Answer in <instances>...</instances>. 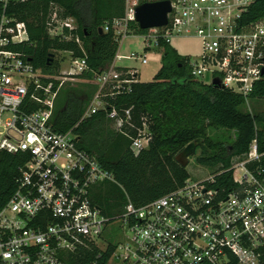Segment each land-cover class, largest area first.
Returning <instances> with one entry per match:
<instances>
[{"label":"built area","instance_id":"obj_1","mask_svg":"<svg viewBox=\"0 0 264 264\" xmlns=\"http://www.w3.org/2000/svg\"><path fill=\"white\" fill-rule=\"evenodd\" d=\"M11 1L0 0V152L19 156L23 163L14 193L0 206V264H78L76 257L92 247L99 251L97 257L112 247L109 264H264V153L256 140L247 153L232 158L228 169L189 176L181 187L152 202L135 207L127 200L118 216H106L94 200L100 187L110 183L125 192L78 146L73 130L55 131L60 76L44 74L27 54L14 50L27 43L28 33L24 23L5 14ZM156 1L162 0H148ZM168 1L167 25L141 35L145 50L160 49V40L170 44L174 36L194 34L201 55L188 59L191 76L206 85L219 79L223 89L248 99L264 69V17L243 19L255 0ZM140 4L126 0L124 17L102 31L112 30L120 45L130 35L129 22ZM77 28L74 18L51 9L46 24L50 38L79 43ZM65 53L69 71L63 76L90 72L84 58ZM123 59L147 63L145 56L117 53L109 69L93 73L99 89L82 119L104 108L105 88L112 98L138 82L134 71L115 70V62ZM124 116L128 121L129 111ZM107 118L122 133L123 118L116 110L110 109ZM150 140L143 125L130 151L137 156ZM111 226L121 240L105 244L103 235Z\"/></svg>","mask_w":264,"mask_h":264},{"label":"trees","instance_id":"obj_2","mask_svg":"<svg viewBox=\"0 0 264 264\" xmlns=\"http://www.w3.org/2000/svg\"><path fill=\"white\" fill-rule=\"evenodd\" d=\"M143 3V2H141ZM126 0H13L6 15L26 25L28 41L14 50L29 56L28 60L44 74L56 75L59 64L48 63L56 52H71L73 57L84 58L89 71L80 77L93 79L111 65L119 45L112 30L99 32L113 20L125 15ZM53 7L62 18H74L79 43L60 41L48 36L46 24ZM264 17V0H255L244 14L246 22ZM129 34L145 35L135 21L129 22ZM161 65L153 81L136 82L127 91L111 93L105 88L102 98L104 108L82 119L94 92L65 89L58 93L52 123L55 131L66 133L73 130L78 146L94 156L109 172L123 191L115 184L105 183L94 200L103 208L109 219L118 216L129 200L141 207L181 187L189 177L187 167L176 161L177 156L190 143L202 140L197 163L204 167L228 169L234 157L248 152L253 140L258 143L259 153H264V132L257 125H264V111L252 115L242 107L247 99L223 88H214L194 79L188 66V57L180 56L164 41H159ZM117 72L129 71L115 68ZM56 85V84H55ZM264 101V75L257 81L248 99ZM110 109L123 118L122 133L112 129L107 118ZM130 118L125 120L124 112ZM147 127L151 140L149 147L135 156L130 151L131 140ZM210 128L236 132L233 145L223 147L213 143L207 135ZM264 164V157L262 158ZM23 161L19 156L0 152V206L4 205L16 189L15 180ZM229 175L224 179L229 180ZM127 196V198H126ZM112 247L101 257L98 250H91L76 257L78 264H109ZM233 264V263H232Z\"/></svg>","mask_w":264,"mask_h":264},{"label":"rangeland","instance_id":"obj_3","mask_svg":"<svg viewBox=\"0 0 264 264\" xmlns=\"http://www.w3.org/2000/svg\"><path fill=\"white\" fill-rule=\"evenodd\" d=\"M134 0H130L132 3ZM139 3L142 1L148 2V0H137ZM170 46L174 48L177 53L182 57H188L191 60H197L201 55V42L194 35L172 37L170 39ZM146 45L141 35L130 34L119 45L118 54L121 56H130L131 54L138 56H145L147 64L143 65L139 61L123 59L115 62L117 68H134L138 73L139 82L147 83L153 81V77L157 73L161 65L162 52L158 49H152L150 51L145 50ZM54 60L59 64V70L56 74L60 76L61 92L65 89H79L88 93H97L99 86L94 79H86L83 77H65L64 71H69L68 61L69 55L65 52L54 53ZM113 64V63H112ZM111 65L107 67L110 68ZM209 77H204L203 81L209 82ZM244 112L252 115L259 114L264 111V101L257 99H247L242 107ZM257 128L263 130L264 125H257ZM208 138L213 142L223 147H231L237 137L235 131H228L221 128H210L207 131ZM200 151L196 149L195 154L188 159L187 172L191 178H197L204 176L208 173H213L215 168L204 167L197 163ZM103 241L105 244L114 242L115 240H121V235L117 232L114 226H111L103 235Z\"/></svg>","mask_w":264,"mask_h":264},{"label":"water","instance_id":"obj_4","mask_svg":"<svg viewBox=\"0 0 264 264\" xmlns=\"http://www.w3.org/2000/svg\"><path fill=\"white\" fill-rule=\"evenodd\" d=\"M171 12V4L168 0L147 2L140 4L134 11V21L138 25L140 30L147 31L150 29L161 28L168 23V14ZM102 32V29H99ZM54 58V55H50L48 63ZM264 75V69L261 72ZM211 86L214 88H222L219 79H214ZM203 144L202 140H196L188 144L183 151L177 156L176 161L182 167H187L188 159L192 157L196 149L201 147Z\"/></svg>","mask_w":264,"mask_h":264},{"label":"crops","instance_id":"obj_5","mask_svg":"<svg viewBox=\"0 0 264 264\" xmlns=\"http://www.w3.org/2000/svg\"><path fill=\"white\" fill-rule=\"evenodd\" d=\"M159 51H161V48L160 49H158ZM118 53V52H117ZM121 61V60H120ZM147 64V63H146ZM117 68V67H116ZM125 69H129V70H131V71H134L135 73H136V75H137V78H138V73H137V71L134 69V68H125ZM138 82H139V79H138Z\"/></svg>","mask_w":264,"mask_h":264}]
</instances>
